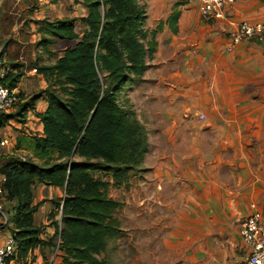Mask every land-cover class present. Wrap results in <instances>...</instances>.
<instances>
[{
    "label": "crops",
    "instance_id": "obj_1",
    "mask_svg": "<svg viewBox=\"0 0 264 264\" xmlns=\"http://www.w3.org/2000/svg\"><path fill=\"white\" fill-rule=\"evenodd\" d=\"M145 6L146 28L161 29L128 103L162 166L156 171L161 184L150 187L168 203L157 207L173 209L170 218L147 223L149 240L169 258L166 264H242L250 251L243 223L254 211L264 221V39L234 44L232 37L244 19L264 22V0H237L222 19L210 20L190 0H149ZM41 83L43 77L26 75L18 88L32 93ZM30 116L34 123L18 125L19 136L33 135L25 132L34 127L42 133L39 119L30 112L27 121ZM58 196L60 189L37 185L33 204L50 212ZM31 255L44 263L39 250Z\"/></svg>",
    "mask_w": 264,
    "mask_h": 264
},
{
    "label": "trees",
    "instance_id": "obj_2",
    "mask_svg": "<svg viewBox=\"0 0 264 264\" xmlns=\"http://www.w3.org/2000/svg\"><path fill=\"white\" fill-rule=\"evenodd\" d=\"M71 1L84 7L86 15L40 21L42 47L70 45L53 63L34 65L46 83L39 93H27V98L18 88L23 67L8 60L5 47L0 48L7 67L4 84L17 88L21 100L14 113L0 112V129L11 121L23 125L30 112L42 126L40 135L16 137L15 150L27 152L29 158L0 156V199L3 209L5 203L12 206L7 236L16 247L7 262H26L39 250L45 264L52 262L45 251L60 259L52 264H109L101 255L124 231L116 217L122 204L108 197V188L145 171V129L130 105L119 102V94L146 71L161 27L146 28L149 0ZM77 23L84 26L80 33ZM40 99L46 106L36 112ZM7 150L0 154L12 153ZM104 176L108 180L103 181ZM37 185L61 191L49 214L53 233L46 239L43 228L34 224Z\"/></svg>",
    "mask_w": 264,
    "mask_h": 264
},
{
    "label": "rangeland",
    "instance_id": "obj_3",
    "mask_svg": "<svg viewBox=\"0 0 264 264\" xmlns=\"http://www.w3.org/2000/svg\"><path fill=\"white\" fill-rule=\"evenodd\" d=\"M84 15H86V9L80 5L73 4L71 0H0V48L5 47L8 60L22 65L24 77L26 75H34L35 78L42 79V77H38L37 73L32 72L34 65H48L53 63L54 58L60 55L62 50L70 45V43L58 42L55 46L49 45L42 47L40 44L41 34L38 32L40 21L44 19L49 21L71 19ZM83 28L84 26L81 23L76 24L77 32H82ZM40 86L46 87V83H41ZM40 86H37V89L32 91V93H39L40 90L45 89V87L41 88ZM23 93L26 96L28 95L25 91ZM28 97L30 96L28 95ZM132 100L131 89L125 85L124 90L119 94V102L125 105V103H133ZM128 101L130 102L128 103ZM44 102L43 99L38 100L36 102V108L43 107ZM16 108L9 111L8 114L14 113ZM33 120V116H30L28 121L25 118V123L33 122ZM33 123L31 124L33 125ZM18 125L20 124L11 121L7 126L0 129V136L10 137L11 147L7 151L12 152H3L0 156H3V154H12L22 159L29 158V154L26 152L15 150L16 137L22 135V132L18 128L20 126ZM33 129H29L25 133H31L33 135L35 133V135H38L39 133H37L36 127ZM158 147L160 146L158 145ZM145 155L142 163V167L145 169L143 174L129 177L122 185L127 186L126 188L110 186L107 191L108 197L122 204L121 208L116 212V215L121 220V226L124 231L121 237L113 239L108 243L106 251L101 255L108 260L109 264H147V261L150 264L169 263V258L162 256L163 254L160 253L159 249L155 248L156 241H150L149 234L146 232L150 226L147 223L152 222L154 219L158 221L159 219L165 220L166 218H170L173 209L168 207L167 204L166 207L168 208L162 206L157 207V204H161L162 202L168 203L164 202V196H155L153 189L151 190L150 187L155 182L161 184L159 176L156 175L159 172L156 171L160 170L162 166L159 167L160 164L154 157L155 152L153 150H148ZM102 180L105 181L108 178L104 176ZM154 189L157 190V187ZM59 199L60 197L58 196L51 200L52 207ZM11 207L10 204L5 203L4 212L8 219V213L10 214L12 212ZM39 207L34 216V224L36 226L39 224V227L41 229L43 228V235L52 234L53 228L48 227V225L51 220L49 214L53 208H51L50 212H47L48 210H39ZM153 225H155L154 228H160V224L155 223ZM10 227L11 225L7 224L5 229H0V244L1 240L4 239L2 237L9 235ZM149 241L153 242L151 248H148ZM37 258L38 256L31 255L27 258L26 262L15 261L13 264H36ZM47 260L52 261L51 264L60 261L54 255H49ZM172 262H178L176 257L173 258ZM39 264H45V262H40Z\"/></svg>",
    "mask_w": 264,
    "mask_h": 264
},
{
    "label": "built area",
    "instance_id": "obj_4",
    "mask_svg": "<svg viewBox=\"0 0 264 264\" xmlns=\"http://www.w3.org/2000/svg\"><path fill=\"white\" fill-rule=\"evenodd\" d=\"M196 3L200 15L207 20L222 19L224 8L237 0H191ZM264 39V22L242 20L236 27L232 42L237 44L243 40ZM35 72V70H34ZM7 76L5 59L1 57L0 49V112L8 113L21 102L17 88L5 86ZM11 147V139L8 136H0V153ZM1 195V190H0ZM8 223L3 204L0 199V229ZM241 237L249 246V253L242 264H264V221L258 211H254L243 223ZM15 242L12 236H6L0 245V264H7L15 252Z\"/></svg>",
    "mask_w": 264,
    "mask_h": 264
}]
</instances>
